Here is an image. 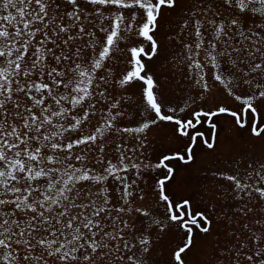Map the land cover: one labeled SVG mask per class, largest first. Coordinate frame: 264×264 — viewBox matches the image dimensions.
I'll list each match as a JSON object with an SVG mask.
<instances>
[{
  "label": "snow or ice",
  "instance_id": "obj_1",
  "mask_svg": "<svg viewBox=\"0 0 264 264\" xmlns=\"http://www.w3.org/2000/svg\"><path fill=\"white\" fill-rule=\"evenodd\" d=\"M0 264H264V0H0Z\"/></svg>",
  "mask_w": 264,
  "mask_h": 264
},
{
  "label": "rangeland",
  "instance_id": "obj_2",
  "mask_svg": "<svg viewBox=\"0 0 264 264\" xmlns=\"http://www.w3.org/2000/svg\"><path fill=\"white\" fill-rule=\"evenodd\" d=\"M149 67L153 70V71H155L156 73H157V75L159 76V75H161V70H160V67H159V59L157 60V61H155V62H151L150 64H149ZM174 98V97H173ZM159 131V130H158Z\"/></svg>",
  "mask_w": 264,
  "mask_h": 264
}]
</instances>
